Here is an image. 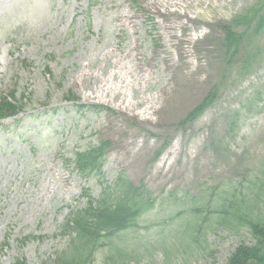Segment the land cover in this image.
Returning a JSON list of instances; mask_svg holds the SVG:
<instances>
[{"label": "rangeland", "instance_id": "374dc122", "mask_svg": "<svg viewBox=\"0 0 264 264\" xmlns=\"http://www.w3.org/2000/svg\"><path fill=\"white\" fill-rule=\"evenodd\" d=\"M256 3L0 0V91L23 105L0 124V264H53L83 192L98 199L121 174L154 206L92 264H226L251 242L248 221L264 219V26L234 55L222 27ZM102 142L103 181L82 178L75 154Z\"/></svg>", "mask_w": 264, "mask_h": 264}, {"label": "trees", "instance_id": "16d2710c", "mask_svg": "<svg viewBox=\"0 0 264 264\" xmlns=\"http://www.w3.org/2000/svg\"><path fill=\"white\" fill-rule=\"evenodd\" d=\"M233 22L231 26L222 27L225 53L232 55L239 51L248 29L253 28L256 33L264 26V0H257L253 7ZM236 26L244 29L245 33L235 32ZM212 103V97L206 98L181 124L194 122ZM16 112L17 108L12 103L6 98L1 99L0 118ZM105 149L106 144H101L86 153L76 154L74 162L80 176L103 181ZM150 195L145 187L137 188L122 174L117 177L113 187L107 186L102 191L98 199L84 191L82 197L87 199L85 207L72 211L60 228V236L70 239L69 249L58 256L53 264H92L98 250L106 246L105 242L109 243L118 234L134 228L143 208L154 206L155 199H150ZM248 225L251 242H241L226 264H264V219L248 221ZM31 238H26L23 244ZM15 264L24 263L17 261Z\"/></svg>", "mask_w": 264, "mask_h": 264}, {"label": "bare ground", "instance_id": "6f19581e", "mask_svg": "<svg viewBox=\"0 0 264 264\" xmlns=\"http://www.w3.org/2000/svg\"><path fill=\"white\" fill-rule=\"evenodd\" d=\"M174 1V0H173ZM207 1V0H206ZM163 14L165 15L166 14V11H163ZM183 17H185V18H189V16L187 15V14H185V15H182ZM173 34V33H172ZM174 37H176L175 35H174ZM173 37V41H175L176 40V38H174ZM185 44H187V43H185ZM168 50V49H167ZM182 51L184 52V54H186V52H188V54H191V51H190V49L188 48V47H183L182 48ZM168 55H169V59H170V62L172 61V57H171V53L168 51ZM184 60H185V58H187V54L186 55H184V57H182ZM130 108H131V106H133L132 104H130V105H128ZM128 106H125V107H128Z\"/></svg>", "mask_w": 264, "mask_h": 264}]
</instances>
